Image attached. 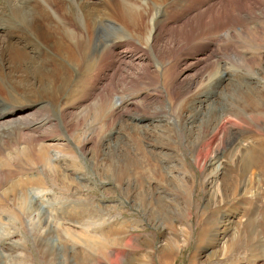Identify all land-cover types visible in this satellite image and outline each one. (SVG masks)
<instances>
[{
    "label": "rangeland",
    "instance_id": "374dc122",
    "mask_svg": "<svg viewBox=\"0 0 264 264\" xmlns=\"http://www.w3.org/2000/svg\"><path fill=\"white\" fill-rule=\"evenodd\" d=\"M201 1L167 9L151 4L150 21L157 11L166 18L204 9ZM259 1L256 7L251 0L255 10L247 19L232 0L229 19L211 15L190 43L171 30L154 48L138 41L139 48H131L135 62L123 67L127 80L116 83L107 75L116 65L95 61L107 46L115 49L123 30L109 21L97 35L95 42L104 46L92 51L89 69L72 66L74 83L50 111L41 103L27 105L25 98L17 101L12 92L18 82H0V111L47 119L43 126L6 133L5 146L0 143V264H77L83 252L89 253L88 264H264V169L255 164L242 174L248 149L264 140V103L254 118L252 110L243 111L239 92L264 89V0ZM109 82L110 94L104 92ZM231 109L243 111L246 121ZM229 115L237 124L225 121ZM220 123L226 128L213 137ZM40 152L49 163L38 161ZM128 235L132 244L123 246ZM86 236L107 252L92 249ZM168 240L177 249L161 261Z\"/></svg>",
    "mask_w": 264,
    "mask_h": 264
},
{
    "label": "bare ground",
    "instance_id": "6f19581e",
    "mask_svg": "<svg viewBox=\"0 0 264 264\" xmlns=\"http://www.w3.org/2000/svg\"><path fill=\"white\" fill-rule=\"evenodd\" d=\"M31 1L32 0H0V82L3 85H5L6 80H11L15 83L18 82V89L13 90V92L11 91L12 94H17V101L21 98L22 100L25 98L24 100L27 102V105L37 106L36 104L41 103L44 104L43 106H45V108L50 111L56 105V99L64 96L69 86L74 83L73 79L75 78L70 80L73 72L72 66L75 68L76 66H81L84 68L83 65L85 64V69L86 67L88 68V64L90 62L89 58L92 54V51L98 49L101 46H104L102 43H96L95 40L98 33L103 30L102 26H106L105 28H108L106 24L109 21L121 26L123 30L121 31V29H118L117 36H119V38H116L119 40L114 41L115 44H113L115 49H110L107 46V49L105 48L104 51L102 50L97 53V55L95 56V61L96 63L99 62V64H103V62L108 61L109 64L116 65L114 66L116 68L112 72H110V74H107L112 75V77H114V83H116L119 80H127L126 78L128 74L123 72V67L126 62H135L134 60H132L133 51L131 50V48H139L138 41L146 40L149 42L148 44H150L152 48H154L160 41L164 40V33L171 30L175 35H180L184 42L190 43L191 40L195 39L192 36L199 31V28L201 27V25H203L202 23H204L205 20L211 15L219 12L223 13V16H221L223 19H229V15L231 14L229 12V9L232 0H206V2H203V4H207L204 9H198L199 7L195 6V8L187 9L178 15L172 14L170 17L166 18H161V16H159L160 12L157 11L151 21L150 14L153 9L151 4L164 6L166 9L169 7V5L171 8H178L182 7L185 2L187 3V1L190 0H150L141 4L137 0H101L100 2L99 0H36L34 6L31 5ZM53 1H57L56 4L59 5V8L60 6L62 7L60 9H57L58 5H56L57 7H54ZM179 1H181V3ZM234 1L237 3V8L240 9L241 13L244 12L242 14L247 19V15H253L255 9L250 6L251 0ZM261 3L262 2H260L259 0H253V5L256 7L262 6ZM98 4L102 8H100ZM200 4L201 3L199 2L198 5L200 6ZM59 11H62V17L57 16V12ZM192 12L196 13L193 14ZM190 14L192 16L186 18V20L183 21L184 18ZM65 16L69 17L70 20L66 19V22L62 23ZM48 17H50V21L56 23L51 22V24L50 21H48ZM46 20L48 22H46ZM180 21L183 22L180 24ZM70 22H72L74 26L73 29L69 28ZM243 23L245 25L244 20L240 23H238V20L236 21V24L243 25ZM222 24H226L223 28H227V26H229V24L226 22H223ZM6 25L10 26L8 27ZM225 31H227V29H225ZM117 33L115 30V34ZM229 40L230 39H228V41ZM94 43H96L95 46H93ZM123 45H125V47H122ZM116 49H118L121 53L119 54V52H117L118 50ZM77 51L80 52V55L77 54ZM105 54L107 55V57L105 56ZM104 57L106 58L103 59ZM98 71L100 73V70ZM129 80L133 81L132 78H130ZM221 80H223V78H221ZM240 84L242 85V83H239L238 86H240ZM113 88L114 86L110 85L109 82L104 92L110 94ZM85 92L86 91L82 92L81 95L78 94L80 95L78 96V100L83 99V95L87 94ZM239 92L243 94L244 98L241 101L244 104V108H242L243 111H248V109H250L252 110V117H260V113H258V111L261 110V106L264 103V89L257 90L255 88H248L247 90L241 89ZM6 110L8 109L0 111V143L4 144L3 146H5L6 133L13 131L20 132L23 128H25V126L29 128H34L38 124L43 126L47 121V119H40V121H38L39 119L33 118V120H30L27 118L29 114H26L25 116H23V114H19L14 117L13 113ZM13 111L17 112L16 109ZM22 112H26L24 106L22 108ZM241 112L239 111V109H231V114H234L238 121H246V117L243 116ZM8 117L11 118L7 119ZM225 121L236 123L235 120H230V115ZM221 123L220 125H215L214 129L216 132L213 134V137H217L218 132L221 129L224 130L226 128V123ZM39 125L38 127H40ZM204 142H206L204 143L205 146L209 148L210 144L207 138L204 140ZM210 142L212 144V139H210ZM208 155L209 149L204 154V156L208 157ZM37 156L38 161L41 163H47L49 161L48 155L44 152H40V154L38 153ZM216 157L219 156L216 155ZM219 160L220 157L219 159H217V161ZM242 161L244 163V171L242 172V174L248 173L250 166L252 168L255 164L260 168V170L264 169V167L262 166L264 165V140L260 139L258 143L249 148L247 153L245 154V159L243 158ZM130 164L131 163L128 162L126 163V161L124 163L126 167ZM129 169L130 166L126 169L125 172L129 171ZM0 170L1 174L5 175V154L4 156H0ZM38 181V179L34 180V182ZM19 186H21V184ZM17 188L18 186L12 189L17 191ZM3 197L5 198V195ZM1 203L5 204V199L1 200ZM255 220L257 219L255 218ZM252 221L250 220L248 224L250 225ZM205 233L206 231H203L200 233L201 235L199 234V246L204 242L205 238H203L202 236ZM130 235H128L124 244H122L123 246L132 244L133 237ZM86 238L89 239L87 241L89 245H93L92 249L96 248L97 251H100L104 254L107 252L106 247L101 245L102 243L97 241L96 238L91 236H86ZM176 249L177 244L175 242H172L171 240H168L165 246H163L159 251L161 255V261L163 257L164 259H169L171 256H173L176 252ZM119 251L123 252L122 249H119L117 252ZM83 253H78L77 264H88L87 254L89 253ZM161 264H170V262H164L163 260Z\"/></svg>",
    "mask_w": 264,
    "mask_h": 264
}]
</instances>
